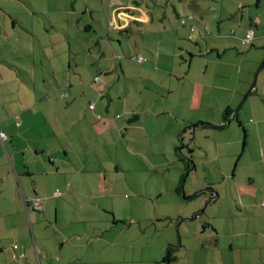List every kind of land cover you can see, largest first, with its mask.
<instances>
[{"label": "crops", "instance_id": "1", "mask_svg": "<svg viewBox=\"0 0 264 264\" xmlns=\"http://www.w3.org/2000/svg\"><path fill=\"white\" fill-rule=\"evenodd\" d=\"M17 1L0 0V264L117 263L113 171L183 175V146L210 201L199 248L223 252L207 264H264V0Z\"/></svg>", "mask_w": 264, "mask_h": 264}, {"label": "rangeland", "instance_id": "2", "mask_svg": "<svg viewBox=\"0 0 264 264\" xmlns=\"http://www.w3.org/2000/svg\"><path fill=\"white\" fill-rule=\"evenodd\" d=\"M9 1L13 2L15 11L22 8L19 1ZM37 4L39 8L46 7L41 0H38ZM132 64L135 67L139 66L137 61H133ZM216 116L218 121L220 118L218 114ZM196 117L213 118L215 115L200 112ZM207 130L209 131L205 129ZM242 134L244 136L243 130ZM206 141L214 143L212 137ZM114 149L107 145L103 146V161L107 159L108 154L114 152ZM181 150L182 154H188V149L184 146ZM123 161L127 170L113 171L112 179L116 188H112L111 193L108 192L106 197L102 198L105 207H109L102 209L103 217L111 219L112 225L116 224V230L112 233L115 236L108 238L116 239L114 241H117L118 249H122L115 264H166L163 259L172 246L174 259L169 264H202V259H205L207 264L209 259L223 256L222 250L206 253L199 248L201 244L199 238L204 229L209 227L204 219L211 208L207 209L210 205L209 200L202 203L206 194L199 193L201 189H197L199 187L197 184L199 182L202 184V178L196 179L193 183L197 173L187 172L180 182L182 174L174 168L173 170L153 168L149 162L139 159L135 169H131L125 158ZM180 183L183 190L178 194L177 188ZM161 189L164 191L159 194ZM153 196L156 197L155 200L152 199ZM210 198L211 196H208V199ZM207 255L209 259L206 258Z\"/></svg>", "mask_w": 264, "mask_h": 264}, {"label": "built area", "instance_id": "3", "mask_svg": "<svg viewBox=\"0 0 264 264\" xmlns=\"http://www.w3.org/2000/svg\"><path fill=\"white\" fill-rule=\"evenodd\" d=\"M184 24H185V22H184ZM254 37H255V31H254L253 29L249 30V31L246 33L245 37H243V38L241 39V43H242V45H244V46H248V45H250V44L252 43ZM138 60H139V62H143V61L146 60V58H145L143 55H140V56L138 57ZM94 106H95V104H94V103H91L90 108L93 109ZM0 138H1L2 140H5V139L7 138L6 133L0 131ZM33 204L35 205L36 208H39L40 203H39V200H38V199H33ZM263 205H264V202H263Z\"/></svg>", "mask_w": 264, "mask_h": 264}, {"label": "trees", "instance_id": "4", "mask_svg": "<svg viewBox=\"0 0 264 264\" xmlns=\"http://www.w3.org/2000/svg\"><path fill=\"white\" fill-rule=\"evenodd\" d=\"M203 124H207V123L203 122ZM190 152H192L191 149H190ZM181 159H182L183 162H184V166H185L184 169H185V170H184V173H183V175H182V177H181L180 182L184 179L186 173H187V172H190L191 169H192V167L194 166V161H193V158H192V157L189 158V157H186V156L184 155ZM182 190H183V187H182V185H181V183H180V186L177 188V193H178V194H181ZM172 247H173V246H172ZM172 247L169 249L168 255L163 259V261H164L166 264L172 262L173 259H174V257L172 256V250H171Z\"/></svg>", "mask_w": 264, "mask_h": 264}, {"label": "water", "instance_id": "5", "mask_svg": "<svg viewBox=\"0 0 264 264\" xmlns=\"http://www.w3.org/2000/svg\"><path fill=\"white\" fill-rule=\"evenodd\" d=\"M193 130H195V127L193 128ZM216 193H217V196H219V193L218 192H216ZM211 198L214 199L215 197H211Z\"/></svg>", "mask_w": 264, "mask_h": 264}]
</instances>
